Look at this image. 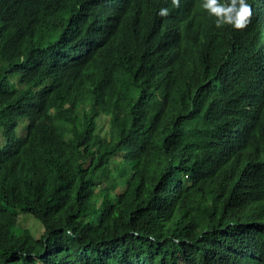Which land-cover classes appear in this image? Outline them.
Masks as SVG:
<instances>
[{
  "label": "trees",
  "instance_id": "1",
  "mask_svg": "<svg viewBox=\"0 0 264 264\" xmlns=\"http://www.w3.org/2000/svg\"><path fill=\"white\" fill-rule=\"evenodd\" d=\"M202 2L0 0V264H264V0Z\"/></svg>",
  "mask_w": 264,
  "mask_h": 264
},
{
  "label": "clouds",
  "instance_id": "2",
  "mask_svg": "<svg viewBox=\"0 0 264 264\" xmlns=\"http://www.w3.org/2000/svg\"><path fill=\"white\" fill-rule=\"evenodd\" d=\"M160 0H146V5L153 4ZM201 0H195L198 2ZM173 7H180V0H171ZM202 9L210 16L215 17V26L221 28L229 25L235 30L242 31L250 23L253 16V9L248 0H203ZM164 17L169 14L167 8H161L158 13Z\"/></svg>",
  "mask_w": 264,
  "mask_h": 264
},
{
  "label": "rangeland",
  "instance_id": "3",
  "mask_svg": "<svg viewBox=\"0 0 264 264\" xmlns=\"http://www.w3.org/2000/svg\"><path fill=\"white\" fill-rule=\"evenodd\" d=\"M100 120L104 126H108V122H107L109 121L108 115L101 117ZM24 125H25V119L22 118L21 122H19L15 127L14 136H17L23 132ZM5 141H6V136L3 133V130L0 129V147H2L5 144ZM22 228L28 229L29 232L35 238H38L43 231V224L41 223V221H39L31 214L26 213L23 209L17 208V221L13 232L15 234H18Z\"/></svg>",
  "mask_w": 264,
  "mask_h": 264
}]
</instances>
